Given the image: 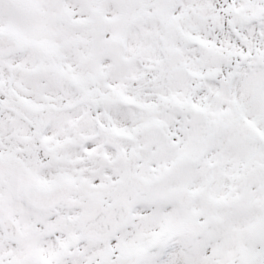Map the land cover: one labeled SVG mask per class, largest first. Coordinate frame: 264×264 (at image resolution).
I'll use <instances>...</instances> for the list:
<instances>
[{
	"label": "snow or ice",
	"instance_id": "1",
	"mask_svg": "<svg viewBox=\"0 0 264 264\" xmlns=\"http://www.w3.org/2000/svg\"><path fill=\"white\" fill-rule=\"evenodd\" d=\"M0 264H264V0H0Z\"/></svg>",
	"mask_w": 264,
	"mask_h": 264
}]
</instances>
